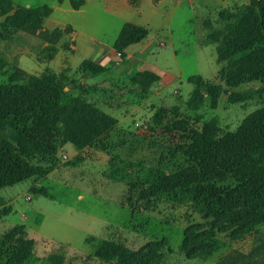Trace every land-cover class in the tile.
Listing matches in <instances>:
<instances>
[{
    "label": "rangeland",
    "instance_id": "374dc122",
    "mask_svg": "<svg viewBox=\"0 0 264 264\" xmlns=\"http://www.w3.org/2000/svg\"><path fill=\"white\" fill-rule=\"evenodd\" d=\"M249 2L85 0L73 9L70 0H15L51 12L34 31L6 29L0 16L5 69L41 77L48 91L117 122L81 150L41 130L50 119L31 126L16 146L28 177L0 188V260L23 239L32 245L19 264H48L51 254L63 264H264V197L255 211L262 219L251 228L236 196L239 182L224 168L244 136L249 148L264 143V46L217 61L233 32L219 12ZM126 22L148 34L121 59L113 43ZM85 59L108 70L87 75L80 70ZM140 72L157 79L138 84L132 78ZM5 82L0 75V86ZM14 99L0 93V113L14 109ZM211 127L228 139L190 160L185 150ZM213 189L229 196H206ZM211 235L216 242L201 256L179 252ZM110 242L126 250L103 260L96 251ZM158 243L171 251H154Z\"/></svg>",
    "mask_w": 264,
    "mask_h": 264
},
{
    "label": "trees",
    "instance_id": "16d2710c",
    "mask_svg": "<svg viewBox=\"0 0 264 264\" xmlns=\"http://www.w3.org/2000/svg\"><path fill=\"white\" fill-rule=\"evenodd\" d=\"M85 0H70L73 9L83 6ZM51 12V8L43 6H26L17 4L15 0H0V16L4 17L2 25L6 29L18 31H34L42 26L43 19ZM219 18L232 22L231 43H224L217 49V61L228 60L252 48L264 46V0H250L246 5H235L231 9L221 10ZM243 33L241 34V30ZM148 34L145 26L126 22L123 24L113 43L114 52L123 59L128 46L141 42ZM229 39V40H230ZM6 61L0 55V75H6V82L0 86V93H11L16 100L15 108L0 113V188L13 186L28 177V165L16 151V146L23 144L31 126L40 125L46 119L50 121L43 127L46 133L54 135L59 144L69 142L75 149L81 150L105 134L116 124L117 120L108 113L89 105L81 99L67 96L46 89V81L38 76L30 75L22 70L7 71ZM80 70L87 75H98L106 72L108 67L90 59L80 64ZM157 78L148 72L137 73L132 80L141 85H149ZM196 85L202 84L195 78ZM204 129L185 150V155L192 161L210 156L216 148L225 142L214 128ZM249 139L244 136L228 153V161L224 168L239 182L236 196L242 197V207L246 209L245 223L251 225L260 221L258 206L264 197V143L256 148H249ZM229 151V152H230ZM235 157L233 160L231 158ZM203 180H200L201 183ZM199 183V184H200ZM225 199L228 194L217 193L214 189L206 196ZM255 197H252V196ZM205 200V196H202ZM256 211V212H255ZM213 232V231H212ZM214 235L205 236L194 243L184 244L179 252L188 259L201 256L212 247L216 240ZM207 249L203 247L206 242ZM19 244L10 253H5V260L0 264H19L23 254L30 250L32 241L19 239ZM165 243H158L154 251L165 248ZM125 247L117 243L100 244L96 254L103 260H111L125 252ZM167 250L171 248L167 246ZM2 250H0L1 252ZM200 252V253H199ZM158 259L153 263H157ZM48 264H63L59 254L48 256ZM218 264H225L223 262Z\"/></svg>",
    "mask_w": 264,
    "mask_h": 264
}]
</instances>
